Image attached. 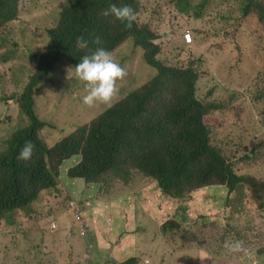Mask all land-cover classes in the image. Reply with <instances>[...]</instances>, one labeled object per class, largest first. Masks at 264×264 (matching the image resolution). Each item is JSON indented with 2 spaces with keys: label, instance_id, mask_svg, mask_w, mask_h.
Instances as JSON below:
<instances>
[{
  "label": "rangeland",
  "instance_id": "rangeland-1",
  "mask_svg": "<svg viewBox=\"0 0 264 264\" xmlns=\"http://www.w3.org/2000/svg\"><path fill=\"white\" fill-rule=\"evenodd\" d=\"M65 1L21 0L18 25L5 29L6 40L0 44V100L6 101L11 95L5 93L7 87L4 84H11L15 88L13 94L17 97L34 70L28 59V52L22 48L25 37L37 36L42 31L40 27L35 28L36 22L33 19L38 14H45L53 18L52 22L49 21V25L53 26L57 22L60 6ZM138 2L140 12L136 15L137 23L150 27L160 36L161 57L164 61L188 65L193 59L204 57L205 62L199 66L201 76L198 95L204 101L220 106L205 117L211 127L212 142L233 164L236 171L259 172V178L264 181V103L259 100V95L264 93V20L260 17L264 11L257 7L258 4L264 5V0H254L255 5L250 15L248 13L251 0ZM31 28H35L34 35L30 34ZM189 29L194 31L196 38L192 47L186 46L182 39L184 32ZM35 50L37 46H33L30 51ZM118 51L119 56L132 65L131 74L124 82L123 94L139 87L155 75V70L144 64V49L137 47L132 40L124 42ZM15 63L19 65L16 66ZM49 82L57 85L60 80L56 76ZM83 86L82 81H75L71 87L67 100L71 103L72 111L82 104L86 94ZM46 90V86L42 87L39 93L46 94ZM57 104L60 105L61 101ZM9 109L6 104H0V154L6 151L3 140L9 138L20 125V119H6L7 115L13 114ZM100 112L98 108L82 107L81 112L74 116H91V120ZM47 118H50V128L44 133V139L56 136V140L64 134L58 108L52 109V115ZM178 129L175 126L169 130L167 145L162 148L159 145L160 151L148 146V151L152 154L148 155L151 163L155 157L160 160L170 159L169 144H175ZM249 153H252V157L248 156ZM68 187L67 182L61 181L58 191L41 194L40 203L43 208L40 207L34 216L39 222L28 225L27 230L18 224L7 228L5 218L0 220V264H75L79 261L74 256L59 254L60 250L64 252V246L70 248L75 244L74 241L63 244L65 235L59 239L51 236L49 229L37 226L47 219L48 208L56 211L71 198L88 200L86 190H70ZM215 192L209 199L218 198L221 212L215 214L210 209L201 211L200 218L205 219L201 220V235H189V240L183 242V246L189 247L196 241L198 245L207 248V259L213 262L218 260L220 263L223 252L219 246L224 245L229 234L234 236V240L242 241L246 247L253 244L264 248V195L257 196L255 187L251 186H246L233 195L221 192L219 188L209 189V193ZM187 214L182 215L187 218ZM216 215L220 216L219 225L212 224L209 219ZM129 230L138 232L137 229ZM87 238L91 243L96 240L92 234ZM135 241L137 248L134 253L131 248L135 246ZM145 241L143 234L136 240H126L122 223L115 222L97 240L100 263L179 264L182 256L180 244L172 240L156 239L152 244L155 251L150 252L143 246ZM57 242L62 243L61 249L54 244ZM163 244L168 246L167 253L163 251ZM85 245L87 246L86 243ZM133 258L135 261H132ZM93 262L96 263V256ZM183 264H194V258L187 257Z\"/></svg>",
  "mask_w": 264,
  "mask_h": 264
},
{
  "label": "clouds",
  "instance_id": "clouds-1",
  "mask_svg": "<svg viewBox=\"0 0 264 264\" xmlns=\"http://www.w3.org/2000/svg\"><path fill=\"white\" fill-rule=\"evenodd\" d=\"M69 1L71 0L60 6L57 22L51 27L55 31L52 36L44 35L43 39H38L37 36L32 37L29 35L22 40V48L28 52V59L32 63L34 70L17 97L13 94L15 88L11 84H4L7 87L5 93L11 95L6 98V101L0 100V104H6L10 108L9 112L15 113L17 111V113H21L22 97L25 94H31L35 113H41V111L49 108L54 109L55 107L58 108L59 112H65L69 105L67 97L70 94L71 87L75 81H82L84 84L82 89L86 91V94L81 101V108H98L101 112L91 120V116L76 117L75 126L85 127L87 132L91 128L93 129V135L97 138L98 145L96 152L92 153V158L98 162L108 163L114 166L115 169L113 171L108 170L102 174L78 172L84 161L81 155L74 156L65 160L59 167L57 187L42 191L38 199L30 207L22 210L34 217L38 209L40 207L43 208L40 203L41 194L58 191L61 181L67 182L70 190L77 188L86 190L88 200L80 201L77 198H71L66 205L56 211L48 208L49 215L47 219L37 224V226L41 227L47 223L48 225L45 228L49 229L51 236L61 239L65 235L66 238L63 244L74 241L75 244L70 248L64 246V252L60 250L59 254H67L78 258L79 261L75 262V264H89L84 262L82 257L91 256L89 253L92 252L97 255L95 264H101L97 240L102 236V232L115 222H121L124 234H126V240H136L141 234H143V240H147L149 236L154 238V240L159 239L160 234L158 231L149 235L147 234V228L151 218L156 214L155 209L163 203H167L170 204V207L165 211L166 220L161 230L176 237L182 249L187 250L178 263L183 264L187 257H192L194 258V264H202L201 261L206 260L207 257L200 259V257L191 255V251L188 250L194 244L196 245V241L191 243L189 247H184L183 242L189 240V235H201L199 231V228L203 226L201 220H205L200 218L201 211L205 212V210L210 209L215 214L221 212L219 211L221 206L217 200L218 198L209 199L216 192L211 194L209 189L219 188L221 192L233 195L246 186L255 187L256 185L251 182L246 183L230 193L226 185L218 187H213L212 185L199 186L198 181L190 174L189 178L180 181L176 188L166 191L161 186L160 179L150 172L151 162L148 155L152 154L148 151V145L145 142L147 131L155 133L158 137L157 146L160 151V146L162 148L167 145L166 140L170 136V129L172 130L175 126L179 127L176 140L182 134L180 123L175 122L171 117L170 98L160 104L157 103V89L154 83L159 75L158 63L165 62L161 57L162 44L159 41L160 36L150 27L137 23L136 13L130 5L122 4L117 6L116 4H111L103 15L113 16L124 24L126 29H131L133 26L136 35H130L112 46L102 45L93 49L87 48L88 42L82 36L78 37L77 46L85 49L76 53L74 61L68 62L59 57L54 62L50 60L48 67L46 63H41L42 57L39 54L43 49H46L47 54L50 56L59 53L70 54L61 44L54 41V39L67 35L61 28V16L65 5ZM20 2L21 0H11L9 2L0 0V44L6 40L5 29L8 26L18 25ZM118 2L121 4L122 0H118ZM182 39L186 46H194L196 42L194 31L186 30ZM127 40H132L137 47L144 49V64L154 69L155 75L149 81L144 82L143 86L140 85L142 86L141 88L139 86L123 94L124 82L131 74L132 65L119 56L118 49ZM93 43L99 44L100 38L96 37ZM33 46H37V50L30 51ZM147 54L151 56V59L147 58ZM204 62V57L200 56L197 59H193L186 67L195 65L199 70L200 74L194 85L195 96L204 105L206 117L213 110H218L220 106L214 102L204 101L198 95V83L201 76L199 66ZM14 65L17 66L19 63ZM56 76L60 80L59 84L50 83L49 80ZM45 86L47 89L46 94L39 93V90ZM58 101H61L60 105L57 104ZM215 106L219 107L214 108ZM80 112L77 111L75 115ZM117 117L125 118L128 121L126 126L118 127L116 123ZM109 119H113V121L109 123ZM88 120L90 121L83 123ZM100 122L105 123L103 130L97 129V124ZM205 122L207 123L206 119ZM45 124L46 126L38 132V137L47 147L52 148L63 138L67 137L63 134L56 140V136L44 139V133H47L50 128L48 123ZM208 126L210 127L209 124ZM19 130L18 127L12 132L10 138L3 140L6 151L1 153L0 157L5 154H8V156L13 154L12 138ZM102 142H105V145ZM211 143L214 146L212 131ZM171 146L172 144H169V154ZM214 147L217 148L216 146ZM34 148L35 145L32 141H26L19 149L17 160L29 161L34 153ZM219 151L223 154L221 150ZM248 156L252 157V153H249ZM228 162L233 166L229 160ZM72 168H76V176L74 178H70L68 175ZM233 168L238 175L257 181L264 187V181L259 178V172L241 173L236 171L234 166ZM1 179L0 170V181ZM202 191L204 192L202 193ZM158 193H160V203H154L150 210H146L143 207L142 198L147 197L151 201V198ZM193 201L198 202L195 208L191 207ZM101 206H103V210L100 212L99 208ZM181 213L185 215L188 213L187 218H184ZM102 218L104 221L103 228L100 224V219ZM209 219H211L212 224H220L219 215ZM30 224L36 223L30 221L21 224V227H26L27 230ZM129 229H137L138 232L133 233ZM89 234H92V237L96 239L93 243L87 238ZM233 237L232 234H229L224 245L219 246V249L223 252V255L220 256L222 264H261L256 259L258 251L263 247H258L257 245L246 247L242 241L234 240ZM136 242L135 246L131 248L134 253L137 248ZM54 244L61 249V242ZM120 264L127 263L122 262Z\"/></svg>",
  "mask_w": 264,
  "mask_h": 264
},
{
  "label": "trees",
  "instance_id": "trees-1",
  "mask_svg": "<svg viewBox=\"0 0 264 264\" xmlns=\"http://www.w3.org/2000/svg\"><path fill=\"white\" fill-rule=\"evenodd\" d=\"M138 1L122 0L121 4L118 0L69 1L61 16V28L67 35L54 39V41L61 44L70 54L59 53L50 56L46 49H43L39 54L42 57L41 63H46V66L49 67L50 60L54 62L59 57L73 62L76 53L85 49L77 46V38L81 36L88 42L87 48L93 49L102 45L112 46L130 35H136L133 26L131 29H126L124 24L113 16H104L103 13L111 4L117 6L128 4L138 15L140 12ZM251 1L248 15L255 5L254 0ZM257 7L264 11L263 4H258ZM260 17L261 20H264V13H261ZM49 21L52 22L53 18L45 14H38L33 19V22H36L35 28L42 29L37 34L38 39H43V34L50 37L55 32L49 25ZM35 28L30 29L31 35H34ZM96 37L100 38L99 44L93 43ZM147 58L151 59V56L147 54ZM158 68L159 75L154 83L157 89V103L160 104L170 98L171 117L175 122L180 123L182 129L181 136L171 146L170 159L160 160L155 157L151 163L150 172L160 179L161 186L166 191L172 190L179 185L180 181L188 179L191 174L198 181L199 186L226 185L231 193L232 190L251 182L256 185V195H264L262 184L238 175L226 157L212 145L211 130L205 122L204 105L195 96L194 85L200 74L197 67L195 65L186 67L180 63L165 61L159 62ZM259 100L264 103V93L259 95ZM33 106L32 95L25 94L21 99L22 112L6 116L7 120L20 119V130L12 138L13 154L10 156L5 154L0 157L2 176L0 181V220L5 218L7 227L30 221L39 222L38 218L30 216L22 209L30 207L42 191L57 187L59 167L65 160L81 155L84 164L78 169V172L102 174L115 169L108 163L98 162L92 158V153L96 152L98 145L97 138L93 135V129L91 128L87 132L85 127L74 126L76 121L74 115L77 111L82 110L81 106L72 111L71 103H69L65 112H59L62 130L67 137L52 148L47 147L38 137V132L46 126L45 123L50 122V118L47 116L52 115V109L35 113ZM112 121L113 119H109L108 122ZM116 123L118 127H124L128 121L123 117H117ZM104 125V122L98 123L97 129L103 130ZM26 141H32L35 145L32 158L29 161L17 160L19 149ZM157 141V135L147 131L145 134L146 144L157 149ZM102 143L105 145V142ZM68 175L70 178H74L76 168L70 169ZM47 225V223L43 224L44 227ZM89 255L91 256L82 257V260L94 264L93 259L95 256L97 258L96 253L92 252ZM256 260L264 264L263 248L258 251Z\"/></svg>",
  "mask_w": 264,
  "mask_h": 264
},
{
  "label": "crops",
  "instance_id": "crops-1",
  "mask_svg": "<svg viewBox=\"0 0 264 264\" xmlns=\"http://www.w3.org/2000/svg\"><path fill=\"white\" fill-rule=\"evenodd\" d=\"M204 191H202L203 193ZM160 193L156 194L155 196H153L151 198V201L148 200L147 197H143L142 198V204L143 207L146 210H150L152 205L155 204H159L160 203ZM151 202V203H150ZM198 202L197 201H193L192 202V208H195ZM170 207V204L167 203H163L161 206H159L157 209H155L156 214L151 218V222L148 225L147 228V234H152L156 231L159 232L160 237L158 239L159 240H165V241H170L172 240L174 243L178 244L179 240L176 239V237L171 236L169 233H166L164 231H162V225L164 224L166 217H165V211ZM103 210V206H101L99 208V211L101 212ZM100 224L102 226V228L104 227V221L103 218L100 219ZM155 243L154 242V238H151L150 236L147 238V240L145 241V243L143 244V246L147 249V251H155L154 248L152 247V244ZM164 248V252L167 253L168 251V246L166 244L162 245ZM189 251H191V255L196 256V257H200V259L202 257H207V255L209 254L208 250L206 247L202 246V245H198V243H196V245L194 244L192 246V248L188 249ZM187 250L182 249V255H185L184 252ZM159 253H161V251H159ZM182 257V256H181ZM181 259V258H180ZM202 264H222L220 263L218 260L217 262H213L209 259H206L204 261H201Z\"/></svg>",
  "mask_w": 264,
  "mask_h": 264
}]
</instances>
